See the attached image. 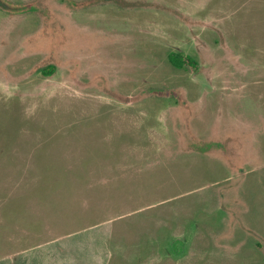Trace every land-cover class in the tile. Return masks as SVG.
<instances>
[{
	"label": "rangeland",
	"instance_id": "obj_1",
	"mask_svg": "<svg viewBox=\"0 0 264 264\" xmlns=\"http://www.w3.org/2000/svg\"><path fill=\"white\" fill-rule=\"evenodd\" d=\"M0 264H264V0H0Z\"/></svg>",
	"mask_w": 264,
	"mask_h": 264
},
{
	"label": "trees",
	"instance_id": "obj_2",
	"mask_svg": "<svg viewBox=\"0 0 264 264\" xmlns=\"http://www.w3.org/2000/svg\"><path fill=\"white\" fill-rule=\"evenodd\" d=\"M168 60L170 61V63L175 66V67H178V68H181L184 66V64L188 61V62H191L192 64H195V61L189 57V56H186L185 58L182 57V55L178 52H175V51H170L168 53ZM51 71H49L48 73H51Z\"/></svg>",
	"mask_w": 264,
	"mask_h": 264
}]
</instances>
